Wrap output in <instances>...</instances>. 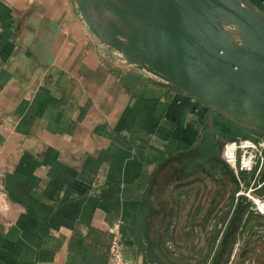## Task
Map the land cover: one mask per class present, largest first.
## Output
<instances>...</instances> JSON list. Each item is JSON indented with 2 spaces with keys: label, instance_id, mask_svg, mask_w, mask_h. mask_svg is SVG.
I'll return each mask as SVG.
<instances>
[{
  "label": "crops",
  "instance_id": "obj_1",
  "mask_svg": "<svg viewBox=\"0 0 264 264\" xmlns=\"http://www.w3.org/2000/svg\"><path fill=\"white\" fill-rule=\"evenodd\" d=\"M102 53L73 0H0V264H111L116 224L144 263L129 234L149 175L207 108L128 91Z\"/></svg>",
  "mask_w": 264,
  "mask_h": 264
},
{
  "label": "water",
  "instance_id": "obj_2",
  "mask_svg": "<svg viewBox=\"0 0 264 264\" xmlns=\"http://www.w3.org/2000/svg\"><path fill=\"white\" fill-rule=\"evenodd\" d=\"M73 1L120 65L195 97L209 121L222 113L264 135V11L251 0Z\"/></svg>",
  "mask_w": 264,
  "mask_h": 264
},
{
  "label": "trees",
  "instance_id": "obj_3",
  "mask_svg": "<svg viewBox=\"0 0 264 264\" xmlns=\"http://www.w3.org/2000/svg\"><path fill=\"white\" fill-rule=\"evenodd\" d=\"M107 64L134 94L170 97L177 92L134 68ZM206 108L197 143L162 156L149 175L129 234L143 264H264V213L244 193L252 172L236 173L222 156L226 141L264 135L222 113H211L209 121ZM255 186L254 195L264 200V169Z\"/></svg>",
  "mask_w": 264,
  "mask_h": 264
},
{
  "label": "built area",
  "instance_id": "obj_4",
  "mask_svg": "<svg viewBox=\"0 0 264 264\" xmlns=\"http://www.w3.org/2000/svg\"><path fill=\"white\" fill-rule=\"evenodd\" d=\"M223 158L234 168L236 173L240 171L252 172L249 189L244 192L256 204L259 211L264 213V200L254 195V190L260 187L255 185L259 182L262 170L264 169V139H234L226 141L223 150ZM112 244H111V264H129L125 250L124 234L121 226L118 224L112 228Z\"/></svg>",
  "mask_w": 264,
  "mask_h": 264
},
{
  "label": "rangeland",
  "instance_id": "obj_5",
  "mask_svg": "<svg viewBox=\"0 0 264 264\" xmlns=\"http://www.w3.org/2000/svg\"><path fill=\"white\" fill-rule=\"evenodd\" d=\"M256 1V3L260 6V7H264V3L261 1V0H255ZM102 56H104V61L107 63V62H110V61H112V63L114 62H116L113 58H111V56H109L108 54H106V53H102ZM262 203H264V202H262Z\"/></svg>",
  "mask_w": 264,
  "mask_h": 264
}]
</instances>
